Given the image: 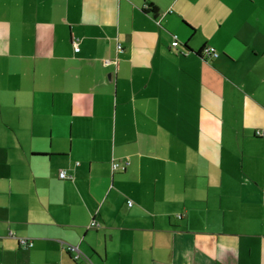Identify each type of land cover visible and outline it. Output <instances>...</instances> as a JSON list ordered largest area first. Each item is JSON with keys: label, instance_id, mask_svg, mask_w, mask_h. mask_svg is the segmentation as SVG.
<instances>
[{"label": "crops", "instance_id": "crops-1", "mask_svg": "<svg viewBox=\"0 0 264 264\" xmlns=\"http://www.w3.org/2000/svg\"><path fill=\"white\" fill-rule=\"evenodd\" d=\"M257 128L264 0H0V264H264Z\"/></svg>", "mask_w": 264, "mask_h": 264}, {"label": "built area", "instance_id": "built-area-1", "mask_svg": "<svg viewBox=\"0 0 264 264\" xmlns=\"http://www.w3.org/2000/svg\"><path fill=\"white\" fill-rule=\"evenodd\" d=\"M78 41H79L78 38H75L74 41H73V42H74V45H75V50H76V51H79V50H80V46H79ZM179 44H180V42H179V40H178L177 37H176V38L174 39V41H173V46H176V45H179ZM118 49H119V50L122 49V44L118 43ZM205 54H206V55H210V56H217V55H218V52H217L214 48L206 47V48H205ZM111 61H112V60H110V59H106V60H105V63L107 64V63H110ZM256 134H257V135H261V136H263V135H264V129H258V130H256ZM120 167H121L120 163H118V162H113V169H114V170H117V169H119ZM58 174H59V176H60L61 178H67L68 175H69V174H67L66 170H61ZM131 202H132V201H130V202H128V203L132 204ZM91 224H92V225H95L96 222L93 221ZM20 242H21L22 244H25V245H30V244H32V241L29 240V239H27V238H20ZM67 249H68L69 251H71V252H74V254L76 255V257L80 256L81 251H80V249H79L78 246L73 245V244H68ZM81 255H82V254H81ZM83 264H94V263H93L90 259H88V258H84V263H83Z\"/></svg>", "mask_w": 264, "mask_h": 264}, {"label": "trees", "instance_id": "trees-1", "mask_svg": "<svg viewBox=\"0 0 264 264\" xmlns=\"http://www.w3.org/2000/svg\"><path fill=\"white\" fill-rule=\"evenodd\" d=\"M152 7H154V6L152 5ZM199 53H201V54H203V55H206V54H205V47H204ZM218 54H219V53H218ZM258 129H264V128H257L256 130H258ZM256 130H255V133H256ZM256 135H257V134H256ZM257 136H261V135H257ZM263 136H264V135H263ZM112 163H113V162H112ZM118 163H119V162H118ZM125 163H126V162H125ZM120 165H121V167H123V168H125V166H126V164H121V163H120ZM121 167H120V168H121ZM120 168H119V169H120ZM60 178H61V177H60ZM130 201H131V200H130ZM130 201H129V202H130ZM129 204H130V203H129ZM130 205H131V204H130ZM95 222H96V221H95ZM96 224H97V222H96ZM96 224H95V225H96ZM24 245H25V244H24ZM67 246H68V245H67ZM67 246H66V249H67ZM67 251H68L69 254H72V257L74 258L75 261H80V258L82 257L83 259H82V261H80V263H81V264L84 263V258H86V257H84L83 254L81 255L82 252L80 253V256L76 257V255L74 254V252H71V251H69L68 249H67ZM91 261H92V260H91ZM92 262H93V261H92ZM93 263H94V262H93Z\"/></svg>", "mask_w": 264, "mask_h": 264}]
</instances>
